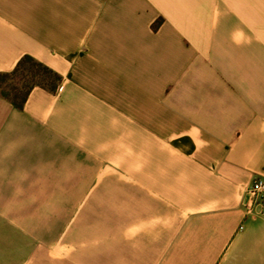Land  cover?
<instances>
[{
	"label": "crops",
	"instance_id": "0c3cea01",
	"mask_svg": "<svg viewBox=\"0 0 264 264\" xmlns=\"http://www.w3.org/2000/svg\"><path fill=\"white\" fill-rule=\"evenodd\" d=\"M26 55L62 82L0 97V264H264V0H0Z\"/></svg>",
	"mask_w": 264,
	"mask_h": 264
},
{
	"label": "trees",
	"instance_id": "16d2710c",
	"mask_svg": "<svg viewBox=\"0 0 264 264\" xmlns=\"http://www.w3.org/2000/svg\"><path fill=\"white\" fill-rule=\"evenodd\" d=\"M158 27V23L153 26ZM62 77L42 62L26 55L11 72L0 73V97L22 110L31 91L41 88L51 94L59 89Z\"/></svg>",
	"mask_w": 264,
	"mask_h": 264
},
{
	"label": "built area",
	"instance_id": "2783aa9c",
	"mask_svg": "<svg viewBox=\"0 0 264 264\" xmlns=\"http://www.w3.org/2000/svg\"><path fill=\"white\" fill-rule=\"evenodd\" d=\"M247 212L250 213L255 205L264 199V179L256 178L252 185L247 189Z\"/></svg>",
	"mask_w": 264,
	"mask_h": 264
}]
</instances>
